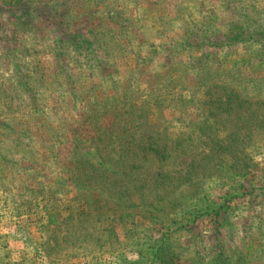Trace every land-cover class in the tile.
Listing matches in <instances>:
<instances>
[{
    "label": "rangeland",
    "instance_id": "obj_1",
    "mask_svg": "<svg viewBox=\"0 0 264 264\" xmlns=\"http://www.w3.org/2000/svg\"><path fill=\"white\" fill-rule=\"evenodd\" d=\"M205 74L249 97L239 115L254 125L241 124L260 136L232 142L238 126L222 119L214 133L254 168L203 194L201 211L166 217L162 261L264 264V0H0V264H150L164 228L130 226L118 243H98V225L67 219L80 181L65 182L69 142L93 104L125 92L186 97ZM177 111L196 119L193 107Z\"/></svg>",
    "mask_w": 264,
    "mask_h": 264
},
{
    "label": "trees",
    "instance_id": "obj_2",
    "mask_svg": "<svg viewBox=\"0 0 264 264\" xmlns=\"http://www.w3.org/2000/svg\"><path fill=\"white\" fill-rule=\"evenodd\" d=\"M207 78L206 74L200 78L199 94V90L189 91L186 97L149 94L135 102L125 92L121 101L116 98L93 104L86 112L83 131L69 142L71 150L63 166L65 182L76 176L80 179L72 183L76 195L68 200L73 205L67 209L75 213L68 216L69 221L75 215L79 225H98V243H118L130 232V226L138 230L148 225L144 231L152 225L164 228L165 233L157 239L161 245L155 244L158 248H153L150 264H169L166 258L162 261L165 243L173 242L168 233L173 223L166 217L187 215L196 204L194 208L201 211L205 208L203 194L223 190L222 183L228 176L241 178L254 168L252 159L244 163L250 155L244 148L237 152L232 149V142L244 143L260 136L241 124L254 125L249 122L254 111L248 112L250 116L246 118L239 115L249 97L222 83L208 85ZM192 107L196 110L195 120L182 117L183 113L177 111L179 108L186 112ZM168 108L173 109L167 116L178 112L179 118L165 116ZM218 119L224 123L235 121V140L222 143L216 137L214 132L224 128ZM78 146H84L86 151H80ZM56 194H51L53 202H67L64 197L59 200ZM228 209L222 206L218 215ZM109 211L114 219L106 217L110 223L102 229L103 217ZM117 226H122L119 233Z\"/></svg>",
    "mask_w": 264,
    "mask_h": 264
}]
</instances>
